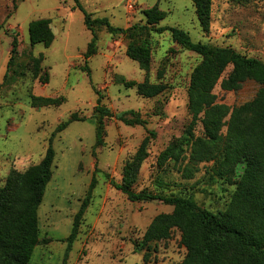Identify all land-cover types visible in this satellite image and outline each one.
Returning a JSON list of instances; mask_svg holds the SVG:
<instances>
[{"label": "rangeland", "instance_id": "obj_1", "mask_svg": "<svg viewBox=\"0 0 264 264\" xmlns=\"http://www.w3.org/2000/svg\"><path fill=\"white\" fill-rule=\"evenodd\" d=\"M79 3L93 18L106 17L121 28L146 25L147 13L156 9L164 14L157 26L178 27L194 42L232 47L264 62V0H211L208 33L202 29L191 0ZM75 4L74 0H0V187L13 173L39 164L52 138V178L38 209L41 243L30 264H144L145 250L136 247L153 220L172 213L173 207L161 201L131 202L106 175L121 183L126 162L145 141L147 157L134 184L137 192L191 198L200 208L218 213L226 209L236 185L214 176L212 163L199 164L188 177L184 169L190 166L189 152L179 163H159L161 153L182 137L191 121L189 86L202 58L182 49L170 32H150L135 41V46L144 40L148 43L150 69L146 71L127 55L130 41L125 36L114 37L105 27H96L97 53L86 62L84 55L92 35L83 13L73 10ZM42 19L50 20L55 39L48 48L43 44L32 47L29 25ZM14 37L19 45L5 78ZM40 56L43 61L36 72L33 59ZM85 65L89 70L83 71ZM145 80L163 83L164 92L154 98L141 96L136 84ZM131 82L135 85L130 86ZM258 90V84L247 80L238 91H223L218 85L214 93L220 103L234 108L252 100ZM32 96L62 98L63 103L33 108ZM98 99L114 113L133 110L137 115L128 118H138L142 124L127 126L117 119H106L104 145L94 148L93 111ZM73 113L85 121L73 122L55 133ZM195 135H203L200 124ZM244 168L245 163L237 167L234 180ZM93 177L96 188L65 257L74 216ZM185 255L180 233L172 229L167 240L149 245L147 264H181Z\"/></svg>", "mask_w": 264, "mask_h": 264}, {"label": "trees", "instance_id": "obj_2", "mask_svg": "<svg viewBox=\"0 0 264 264\" xmlns=\"http://www.w3.org/2000/svg\"><path fill=\"white\" fill-rule=\"evenodd\" d=\"M73 10L79 9L84 15V24L91 32L84 58L87 62L96 55V27H105L112 36H125L130 42L127 55L139 62L142 69L149 71L150 54L146 40L135 46L138 36L150 32L163 34L170 32L174 41L184 50L196 53L202 61L195 67L189 86L188 110L191 121L181 138L173 141L160 155L159 163L168 161L179 163L189 152L190 166L184 169L192 176L201 163H212L211 171L218 179L236 185V190L224 211L210 212L200 208L191 198L155 194L148 190L137 192L134 184L141 164L147 157V143L127 161L123 169L122 182L118 183L108 174L110 184L125 194L131 202L161 201L173 207L170 214L158 215L147 229L143 240L136 247L144 251V264L148 263L149 245L167 240L171 230L177 229L186 255L181 264H264V62L244 56L232 47H217L194 42L189 33L178 27L157 26L164 14L156 9L147 13L146 25L134 24L128 28L113 26L109 19L93 18L74 0ZM196 6L200 25L204 32L210 31L211 0H191ZM30 45H52L55 35L50 20H37L29 25ZM10 60L5 78L8 75L13 55L19 42L12 39ZM43 58L33 59L36 72ZM230 69L229 72L227 70ZM89 70L87 65L83 71ZM252 80L259 86L256 96L234 108L218 101L214 93L219 85L223 91H238L242 84ZM135 83H130L134 86ZM138 93L145 98H154L165 90L163 83H150L145 80L136 84ZM100 98L99 92H97ZM62 98L32 96L33 108L60 106ZM133 110L114 113L98 99L93 111L95 121V145H104L105 120L117 119L127 126L142 124ZM85 121L73 113L66 122L60 123L55 133L65 130L71 123ZM200 124L203 135L196 136ZM54 136V134H53ZM52 136V137H53ZM49 147L41 162L26 172L13 173L5 185L0 187V264H30L35 249L40 245L38 209L42 203L48 183L52 178V165L55 153ZM245 163L238 180H234L237 167ZM187 176V175H186ZM93 177L87 194L74 216L70 235L66 239L65 257L72 249L83 216L90 205L93 190L96 188Z\"/></svg>", "mask_w": 264, "mask_h": 264}]
</instances>
